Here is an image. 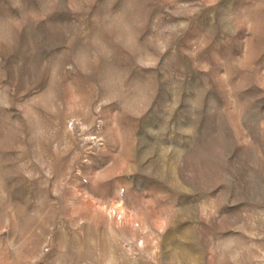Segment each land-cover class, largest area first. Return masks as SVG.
Listing matches in <instances>:
<instances>
[{
    "label": "rangeland",
    "instance_id": "374dc122",
    "mask_svg": "<svg viewBox=\"0 0 264 264\" xmlns=\"http://www.w3.org/2000/svg\"><path fill=\"white\" fill-rule=\"evenodd\" d=\"M0 264H264V0H0Z\"/></svg>",
    "mask_w": 264,
    "mask_h": 264
}]
</instances>
